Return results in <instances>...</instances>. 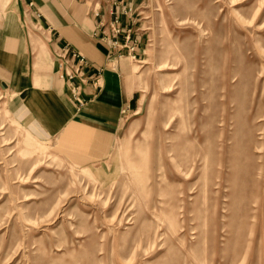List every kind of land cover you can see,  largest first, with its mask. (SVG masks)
<instances>
[{
    "label": "rangeland",
    "instance_id": "rangeland-1",
    "mask_svg": "<svg viewBox=\"0 0 264 264\" xmlns=\"http://www.w3.org/2000/svg\"><path fill=\"white\" fill-rule=\"evenodd\" d=\"M139 1L96 155L32 136L0 86V264H264V0Z\"/></svg>",
    "mask_w": 264,
    "mask_h": 264
},
{
    "label": "crops",
    "instance_id": "crops-1",
    "mask_svg": "<svg viewBox=\"0 0 264 264\" xmlns=\"http://www.w3.org/2000/svg\"><path fill=\"white\" fill-rule=\"evenodd\" d=\"M139 3L20 0L7 12L0 6V86L12 118L37 139L59 135L66 149L85 157L105 148L118 134L133 93L126 49H112L103 35L116 17L120 39L129 35L137 52L144 37L135 17ZM31 20L44 28L43 42L29 30ZM65 43L87 60L80 78L59 75L52 47Z\"/></svg>",
    "mask_w": 264,
    "mask_h": 264
},
{
    "label": "built area",
    "instance_id": "built-area-1",
    "mask_svg": "<svg viewBox=\"0 0 264 264\" xmlns=\"http://www.w3.org/2000/svg\"><path fill=\"white\" fill-rule=\"evenodd\" d=\"M118 19L114 17L108 24V33L103 37L108 40L109 46L116 50L121 51L126 49V53L131 54L135 52V44L129 46V35L125 34L120 39L121 28L118 25ZM38 31L44 28L39 23L32 25ZM52 53L56 59L59 68V75L61 78L73 80L83 76V68L87 64L85 56L79 51L74 50L69 44L65 43L61 46L52 47ZM100 74L98 73L94 79L95 84H99Z\"/></svg>",
    "mask_w": 264,
    "mask_h": 264
}]
</instances>
